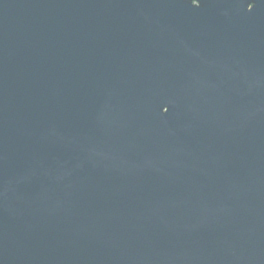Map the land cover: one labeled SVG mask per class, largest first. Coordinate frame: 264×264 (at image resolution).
I'll list each match as a JSON object with an SVG mask.
<instances>
[{
    "label": "water",
    "instance_id": "95a60500",
    "mask_svg": "<svg viewBox=\"0 0 264 264\" xmlns=\"http://www.w3.org/2000/svg\"><path fill=\"white\" fill-rule=\"evenodd\" d=\"M0 264H264V0H0Z\"/></svg>",
    "mask_w": 264,
    "mask_h": 264
},
{
    "label": "snow or ice",
    "instance_id": "6c2138e0",
    "mask_svg": "<svg viewBox=\"0 0 264 264\" xmlns=\"http://www.w3.org/2000/svg\"><path fill=\"white\" fill-rule=\"evenodd\" d=\"M191 2H192V0H191ZM167 107H165L164 109H163V111L165 112V113H167Z\"/></svg>",
    "mask_w": 264,
    "mask_h": 264
}]
</instances>
